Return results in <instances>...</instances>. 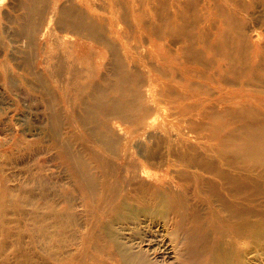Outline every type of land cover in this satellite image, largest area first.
I'll return each mask as SVG.
<instances>
[{"label":"rangeland","instance_id":"1","mask_svg":"<svg viewBox=\"0 0 264 264\" xmlns=\"http://www.w3.org/2000/svg\"><path fill=\"white\" fill-rule=\"evenodd\" d=\"M30 4L45 16L33 41L24 33ZM71 6L97 27L105 23L117 44L131 46L137 59L128 63L142 88L163 77L178 86L157 85L153 100L147 98L146 119L156 116L148 128L109 118L115 151L89 136L72 85L46 75L50 46L76 35L58 28L62 10ZM75 17L73 11L66 18ZM50 88L61 110L59 137L48 129ZM255 136L264 138V0H0V264H115L107 257L110 235L131 242L128 233L171 231V214L148 206L152 215L131 207L116 213L92 197L68 164V141L92 163L93 174L100 169L92 151L101 163H148L154 173L135 172L136 184L144 180L150 192L157 173L161 188L177 194L182 183L192 202L197 184L215 195L214 174L225 169L235 180H221L222 195L211 197L213 203L226 226L239 227L232 198L223 202L233 189L251 225L236 242L226 235L222 249L230 264H264V154L244 147ZM198 207L204 219L206 202Z\"/></svg>","mask_w":264,"mask_h":264},{"label":"bare ground","instance_id":"2","mask_svg":"<svg viewBox=\"0 0 264 264\" xmlns=\"http://www.w3.org/2000/svg\"><path fill=\"white\" fill-rule=\"evenodd\" d=\"M33 6L35 4H30L24 15L27 23L24 33L29 34L32 41L45 21L42 14L44 11L36 10ZM73 11H76L78 17L67 19ZM37 14L40 15L36 16ZM58 28L76 35L71 38L64 37L55 43L56 46H50L47 59L44 60L48 65L45 69L46 75L61 76V83L72 85L78 94L77 101L81 102L76 110L78 118L87 126L89 136L94 137L97 143L106 146L108 150L115 151L114 133L109 130V118L117 116L132 124L144 122L146 128L154 125L155 115L151 120L146 119L150 111L147 98L153 100L157 85L165 84L170 89H175L177 84L160 75L163 78L150 79V86L142 88L140 74L134 73L128 63L137 59L131 46L122 40L117 44L105 23L97 27L89 15L72 6L62 10ZM46 34L51 37L53 32H43V35ZM125 49L131 56L128 61L121 56V50ZM84 68H87L85 75L82 74ZM112 90L115 93L112 94ZM54 95V90L50 88L45 97L51 120L48 129L59 137L61 110L55 104ZM244 147L248 154L253 152L261 156L264 154V138L255 136ZM63 150L68 164L84 189L92 197L98 196L104 200L108 209L118 213L126 207L138 208L148 215H152L149 211L157 209L164 216L171 214V231L155 228L146 230L135 238L128 233L125 238L131 242L119 241L115 234L110 235L111 251L107 257L115 264H230V254L222 249L220 242L226 241L225 236L229 234L228 243L236 242L238 237H243L242 231L250 228L251 223L245 220V214L236 206L238 198L233 189L229 196L225 193L224 198L228 199L223 202H229L232 198L231 214L238 220L241 219L239 227L226 226L224 216L213 203L211 197L220 198L222 195L221 180H235L225 169H219L214 174L211 186L215 195L207 194L206 187L197 184L196 202H192L186 196L185 185L182 183H177L182 188L177 194L169 188H161L163 177L157 173L156 184L150 192L145 191L144 180L138 179L136 184L135 172H141L142 178L150 177L154 173L148 163H101L100 158L92 151L89 152V158L100 169L98 174H93L90 172L92 163H88L85 154L80 150L76 151L71 142H64ZM167 170L169 171L168 167ZM240 186L235 185V190ZM202 201L208 207L204 219H201L198 210V203ZM147 206L152 210L148 211ZM158 225L159 223H155L154 227Z\"/></svg>","mask_w":264,"mask_h":264}]
</instances>
